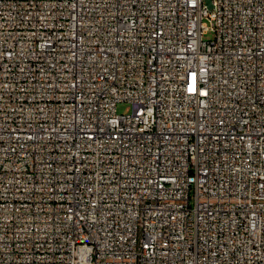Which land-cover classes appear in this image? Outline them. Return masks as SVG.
<instances>
[{
  "label": "built area",
  "instance_id": "1",
  "mask_svg": "<svg viewBox=\"0 0 264 264\" xmlns=\"http://www.w3.org/2000/svg\"><path fill=\"white\" fill-rule=\"evenodd\" d=\"M0 264H264V0H0Z\"/></svg>",
  "mask_w": 264,
  "mask_h": 264
},
{
  "label": "rangeland",
  "instance_id": "2",
  "mask_svg": "<svg viewBox=\"0 0 264 264\" xmlns=\"http://www.w3.org/2000/svg\"><path fill=\"white\" fill-rule=\"evenodd\" d=\"M211 36H212L211 33H207V34L204 35V38L210 39ZM116 110H117V113L124 114V113H129L131 108H130V106L127 103H119L117 105Z\"/></svg>",
  "mask_w": 264,
  "mask_h": 264
}]
</instances>
